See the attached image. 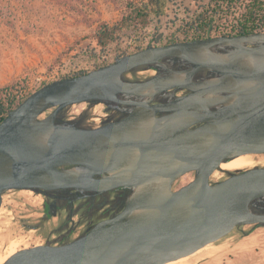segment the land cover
<instances>
[{"label": "water", "instance_id": "water-1", "mask_svg": "<svg viewBox=\"0 0 264 264\" xmlns=\"http://www.w3.org/2000/svg\"><path fill=\"white\" fill-rule=\"evenodd\" d=\"M175 62L186 68L167 66ZM145 69L158 73L125 79ZM170 88L188 93L150 105ZM82 103L122 104L129 114L94 129L57 122ZM246 154H264V32L147 46L45 84L0 123V207L12 190L129 194L74 241L21 249L2 264H167L236 226H264V214L249 209L264 200V167L210 182L221 163ZM188 173L192 181L173 190Z\"/></svg>", "mask_w": 264, "mask_h": 264}, {"label": "rangeland", "instance_id": "rangeland-1", "mask_svg": "<svg viewBox=\"0 0 264 264\" xmlns=\"http://www.w3.org/2000/svg\"><path fill=\"white\" fill-rule=\"evenodd\" d=\"M127 1L0 0V89L15 86L17 91L22 89L18 95L24 97L45 84L92 71L113 62L115 57L147 46L188 41L193 37L195 15L208 8V0H164L162 12L151 14L146 28H124L114 43L101 49L94 40L99 22L112 25L120 21L128 12ZM226 30L219 27L212 36ZM60 114L64 119L83 118L86 122L95 118L98 123L105 112L102 104L82 103L69 106ZM253 155V167H264V154ZM225 171L228 170H216L210 182L224 180ZM193 176L188 173L178 179L173 190L192 181ZM42 203L43 197L33 191L12 190L2 196L0 264L14 252L43 245L50 237L57 219H44ZM253 228H241L243 234L252 231L248 240L254 251L248 257H239L236 248L243 234L233 229L195 253L168 264H264V226ZM82 230V226L75 230V239Z\"/></svg>", "mask_w": 264, "mask_h": 264}, {"label": "flooded vegetation", "instance_id": "flooded-vegetation-1", "mask_svg": "<svg viewBox=\"0 0 264 264\" xmlns=\"http://www.w3.org/2000/svg\"><path fill=\"white\" fill-rule=\"evenodd\" d=\"M167 66L174 70L186 68L185 64L179 62L171 63L169 65L167 64ZM148 71L152 73L147 76L138 75L140 72ZM157 73L158 71L155 69L137 70L125 75V79L131 82L139 83L146 81L150 77L155 76ZM187 93L188 92L184 89L177 90L175 88H170L155 96L150 102V105L169 103L175 98L185 96ZM116 106H118L119 109H117ZM103 108L105 115L99 119L98 123L95 122L97 120L95 118H90L87 122L83 121V118H74L72 120L64 119L62 114L59 115L57 122L68 123L71 126L81 129H94L115 124L127 117L129 114L128 111H124V109L128 110L129 108L122 104L116 105L113 103L109 106L103 105ZM164 115H166V113L156 114L157 117ZM225 173L228 177L229 174L226 171ZM94 179L99 180L100 176L95 175ZM38 194L43 197L42 211L44 219L47 222L50 219H57V224H55L57 225L56 228L50 230V237L43 245L61 246L75 240V230L78 227H83L81 232L83 235V233H85L87 229L96 222L107 219L118 213L124 206L129 190L124 187H116L103 193H97L95 191L79 193L73 188H62L42 191ZM249 209L255 214H264V200L251 204ZM76 216L78 219L75 221ZM93 218H96V221H93ZM22 222L24 223V221ZM247 226H254L253 229H256L262 225L255 224ZM242 227L244 226H236L233 229H236L239 233L243 234L244 232L241 229ZM35 229H38V227L36 226ZM251 232L252 231H249L242 236H248Z\"/></svg>", "mask_w": 264, "mask_h": 264}, {"label": "trees", "instance_id": "trees-1", "mask_svg": "<svg viewBox=\"0 0 264 264\" xmlns=\"http://www.w3.org/2000/svg\"><path fill=\"white\" fill-rule=\"evenodd\" d=\"M164 5V0H128L126 2L128 12L120 21L112 25L99 22L94 34L96 44L104 49L116 41L118 33L124 28H146L150 15H160ZM193 25V37L190 40L211 37L219 27L228 30L217 32L214 36L262 32L264 31V0H208V8L195 15ZM21 91L22 89L15 90V86L0 89V123L9 111L28 96L20 97L18 93Z\"/></svg>", "mask_w": 264, "mask_h": 264}, {"label": "bare ground", "instance_id": "bare-ground-1", "mask_svg": "<svg viewBox=\"0 0 264 264\" xmlns=\"http://www.w3.org/2000/svg\"><path fill=\"white\" fill-rule=\"evenodd\" d=\"M253 156H254L253 154H246V155L236 157L230 160L229 162L221 164L219 168L228 170V171L243 170V169L251 168L254 165H256L255 162L253 161ZM7 258L1 261V263H3Z\"/></svg>", "mask_w": 264, "mask_h": 264}, {"label": "crops", "instance_id": "crops-1", "mask_svg": "<svg viewBox=\"0 0 264 264\" xmlns=\"http://www.w3.org/2000/svg\"><path fill=\"white\" fill-rule=\"evenodd\" d=\"M249 238H250L249 235L245 236L243 237L242 240L238 242L236 249L239 250V257H243V258L248 257L252 254V251H254L253 246H252V241L248 240Z\"/></svg>", "mask_w": 264, "mask_h": 264}, {"label": "built area", "instance_id": "built-area-1", "mask_svg": "<svg viewBox=\"0 0 264 264\" xmlns=\"http://www.w3.org/2000/svg\"><path fill=\"white\" fill-rule=\"evenodd\" d=\"M262 32H264V31H262Z\"/></svg>", "mask_w": 264, "mask_h": 264}]
</instances>
